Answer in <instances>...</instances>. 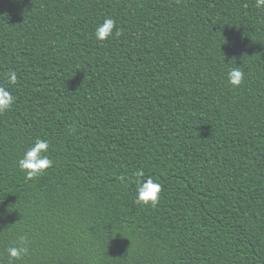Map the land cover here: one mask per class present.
<instances>
[{
    "label": "trees",
    "instance_id": "trees-1",
    "mask_svg": "<svg viewBox=\"0 0 264 264\" xmlns=\"http://www.w3.org/2000/svg\"><path fill=\"white\" fill-rule=\"evenodd\" d=\"M106 17L120 34L97 41ZM0 85V264L20 235L13 264H264L255 0H0ZM37 138L53 165L26 180ZM137 169L155 207L133 202Z\"/></svg>",
    "mask_w": 264,
    "mask_h": 264
},
{
    "label": "clouds",
    "instance_id": "clouds-1",
    "mask_svg": "<svg viewBox=\"0 0 264 264\" xmlns=\"http://www.w3.org/2000/svg\"><path fill=\"white\" fill-rule=\"evenodd\" d=\"M257 8H264V0H255ZM120 34V28L116 25L112 18H104L94 28V36L97 41H106L114 35ZM227 83L238 88L244 80V71L240 66L235 64L228 68L226 72ZM17 74L10 70L7 73V83L15 85L17 83ZM15 102V97L11 91L4 85H0V114L7 112ZM49 141L46 139H35L29 147H27L16 161L17 168L24 174L26 180H32L45 173L52 167L53 161L48 155ZM133 176L135 179V194L133 202L139 205H150L155 207L160 199L162 191L161 184L154 180L151 176H146L142 169H137ZM121 179H125L121 177ZM28 239L25 235L18 237V242L6 249L10 264L14 261L22 259L28 255L29 248L27 246Z\"/></svg>",
    "mask_w": 264,
    "mask_h": 264
}]
</instances>
